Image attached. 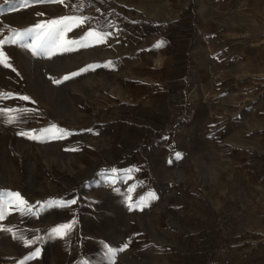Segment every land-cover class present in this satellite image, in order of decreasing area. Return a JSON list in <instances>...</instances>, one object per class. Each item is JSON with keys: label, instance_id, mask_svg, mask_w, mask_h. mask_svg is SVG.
<instances>
[{"label": "rangeland", "instance_id": "rangeland-1", "mask_svg": "<svg viewBox=\"0 0 264 264\" xmlns=\"http://www.w3.org/2000/svg\"><path fill=\"white\" fill-rule=\"evenodd\" d=\"M263 3L140 0L137 11L143 13L138 18L164 33L180 24L183 13L197 16L200 8L209 15L217 8L219 32L244 35L255 24L247 14L260 15ZM0 5V39L66 16L86 18L64 33L54 55H33L19 44L2 49L11 67L0 65V93L10 98H0V109L14 111L0 113V204L9 199L7 193H19L32 212L21 213L15 206L5 211L0 229L12 231L0 230V264H111L107 247L125 244L114 264H204L264 241L253 232V211L264 203L256 199L264 197V174L239 184L221 181L228 196L213 195L218 191L215 172L205 164L214 157L205 146L217 130L213 99L231 92L228 84L219 85L223 79L216 72L201 73L191 60L173 81L130 84L128 75H144L132 67L123 72V80H104L92 73L96 68L89 67L87 47L65 41H79L89 31H113L105 27L107 19H99L100 9L107 6L121 14L133 12L130 6L122 4L119 10L106 0H53L8 11L5 0ZM160 51L170 52L166 45ZM195 81L206 87L197 90ZM25 96L29 99H20ZM194 113L200 114L197 122ZM9 117H15L12 123ZM52 125L68 134L41 135ZM149 193L155 199L142 202ZM71 200L76 203L67 204ZM53 201L67 206L49 207ZM214 207L221 213H210ZM61 224L72 227L62 236L53 234ZM259 247L264 249V242ZM37 250L39 255L32 256Z\"/></svg>", "mask_w": 264, "mask_h": 264}, {"label": "crops", "instance_id": "crops-1", "mask_svg": "<svg viewBox=\"0 0 264 264\" xmlns=\"http://www.w3.org/2000/svg\"><path fill=\"white\" fill-rule=\"evenodd\" d=\"M106 1L108 6L110 3L116 4L119 10L122 4L128 5L133 12L117 14L107 6L102 7L105 11L100 9L102 13L97 12L102 16L99 19L108 20V26H104L113 31L100 32L106 34L101 43H96L94 37L88 40L87 62L96 68L92 73L100 74L104 80L116 82L123 80V72L132 67L139 69L144 75L139 78L128 75L126 80L130 84H153L164 80L173 81L174 77H179L187 70L191 60H194L196 70L201 73L216 72L223 79L219 85L228 84L231 92L213 99L212 116L217 121V130L214 132V139L208 140L205 145L206 151L214 154L212 160L205 162L206 168L215 172L213 185L218 191L213 195L228 196L227 190L219 186L221 181L232 185L263 176L264 9L260 15L251 12L247 14L249 22H255L256 25L251 24V32L244 35L219 32L218 21L221 14L217 8H213L209 15L204 14L200 8L196 12L197 16H190V12L183 13L180 24H174L170 32L163 33L138 18L143 15L141 10L137 11L140 9V0ZM262 7L264 8V3ZM195 18L196 23L193 21ZM253 30H260L261 33L256 34ZM161 42L162 46L169 48L168 54L160 51L161 46L156 47ZM135 52L138 56H131ZM220 62L224 65L223 68ZM111 64L114 67H110ZM195 83L197 90L206 87V83ZM211 84L215 86L216 82ZM211 100H207V105L211 104ZM250 102H253V106L246 109ZM194 114L193 121L197 122L200 114ZM256 199L264 201V197L256 196ZM256 208L253 211L256 216L253 232L263 238L264 203L262 208ZM210 213H221V208L214 207ZM255 242L253 241L252 250H228L224 253L225 256L214 258H229L233 264H264V249L257 248L264 241L256 246ZM217 247L222 248V241L218 242Z\"/></svg>", "mask_w": 264, "mask_h": 264}, {"label": "snow or ice", "instance_id": "snow-or-ice-1", "mask_svg": "<svg viewBox=\"0 0 264 264\" xmlns=\"http://www.w3.org/2000/svg\"><path fill=\"white\" fill-rule=\"evenodd\" d=\"M31 2H53V0H5V3L8 4V11H12L17 7H24L26 4H30ZM61 3H63V0H60ZM4 6L0 5V10H3ZM86 20L85 17H77V16H66L62 17L57 20H52L47 22V24H37L34 28H29L27 30H24L23 32H15L11 37H6L3 39H0V65H3L4 67H11V64L8 62L9 58L6 56V54L3 52V47L5 44H19L20 46L29 49L33 55H54L56 50L61 47V41L63 39V35L66 31L71 30L72 25H78L84 23ZM41 31H37V30ZM106 34L100 33L98 31H89L86 33V36L84 38H81L79 41H65L67 44H73V45H80L83 47L89 46L85 41L88 37H94L96 43H101L104 41V37ZM107 35H110L108 33ZM32 39L35 42H29V40ZM162 46V42L158 43L156 47ZM63 51H70L72 49L64 47L62 48ZM90 68L93 66H89ZM88 68L82 69L81 71H87ZM80 73H72V76L79 75ZM70 76H65L63 79L67 80L70 79ZM54 83H61L60 80H54ZM0 98H10V94L7 93H0ZM20 99L28 100L29 97H20ZM14 111L13 109H0V113H8ZM21 112H26V109H21ZM15 117H9L8 122L12 123L14 121ZM21 135H29L32 139H37L38 137L35 135H31L29 133H20ZM67 130L59 128L57 125H52L50 128L43 129L41 132V135L49 136L51 138H64L67 135ZM177 157L179 158V154H177ZM114 171V170H113ZM7 196L9 197L8 200H6L3 204H0V220L4 219L5 211L15 206L19 209L21 213H31L32 208L31 206H28L27 201H25L19 193H7ZM155 199V196L153 193H149L148 197L144 198V201L146 202L147 199ZM75 200L68 201L67 204H75ZM67 204L64 201H53L49 202L48 206H67ZM72 227V224H61L58 227L53 228L51 231L55 235H64L66 230H70ZM0 230H7L11 232V229H0ZM28 244H32L33 241L28 240L26 241ZM127 247V244H125L121 248H112L110 246L107 247V254L110 258H113L111 260V264H114V257L117 254L118 251H123ZM39 255V251L37 250L32 254V256ZM32 257H29L31 259ZM23 264V262H22Z\"/></svg>", "mask_w": 264, "mask_h": 264}, {"label": "built area", "instance_id": "built-area-1", "mask_svg": "<svg viewBox=\"0 0 264 264\" xmlns=\"http://www.w3.org/2000/svg\"><path fill=\"white\" fill-rule=\"evenodd\" d=\"M167 264H175L174 262H168ZM205 264H233L229 258H213L207 261Z\"/></svg>", "mask_w": 264, "mask_h": 264}, {"label": "trees", "instance_id": "trees-1", "mask_svg": "<svg viewBox=\"0 0 264 264\" xmlns=\"http://www.w3.org/2000/svg\"><path fill=\"white\" fill-rule=\"evenodd\" d=\"M93 7L97 8V6H93ZM103 11H105V10L103 9Z\"/></svg>", "mask_w": 264, "mask_h": 264}]
</instances>
